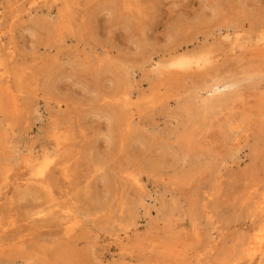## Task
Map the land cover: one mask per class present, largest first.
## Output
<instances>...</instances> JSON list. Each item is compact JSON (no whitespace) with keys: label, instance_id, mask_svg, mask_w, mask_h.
Segmentation results:
<instances>
[{"label":"rangeland","instance_id":"obj_1","mask_svg":"<svg viewBox=\"0 0 264 264\" xmlns=\"http://www.w3.org/2000/svg\"><path fill=\"white\" fill-rule=\"evenodd\" d=\"M227 32L264 35V0H0V264H249L264 76L202 119L192 97L209 74L150 68L229 49ZM244 54L218 69L264 72ZM45 152L44 186L27 184L22 159Z\"/></svg>","mask_w":264,"mask_h":264},{"label":"bare ground","instance_id":"obj_2","mask_svg":"<svg viewBox=\"0 0 264 264\" xmlns=\"http://www.w3.org/2000/svg\"><path fill=\"white\" fill-rule=\"evenodd\" d=\"M56 1L57 0H55V2ZM235 34V39H233L234 36L232 38L230 32H227L224 35L223 40L226 43L229 42V46H231L229 49L227 47V49H225L224 46V49L222 48V51L224 52H219L217 50L210 49L194 55H180L179 57H175L166 61L153 60V62L150 64V68L154 74L162 76L164 74L167 77H171L172 75H175L177 77H188L196 74H198L199 76L200 74H202L200 76L202 77L203 75L209 74L206 78L203 79L202 83H200L199 85L197 84L198 87L196 86V89L194 88L195 94L192 97V102L195 104V108L193 109V113L191 111L193 118L202 117V119H209V117L212 118V116H215L219 112L232 109L236 103L238 104V102L241 101V98L238 94L239 91L237 92V90L242 84V82L264 76V72L262 70L253 69L254 67L252 69H250L251 67L245 68L244 70L242 69L240 72L231 74H227L225 70L221 72V70L218 69L219 64L221 65V61L225 60L224 57L228 59L229 56L230 58L234 57V54L237 57V54L242 53V56H238L239 58H242L244 53H250V55L252 56L257 54L256 56H261V58H264V35L261 34L256 36L255 40L252 38V35L251 38H247V40H242L239 34ZM218 50L220 49L218 48ZM226 50L228 51L226 52ZM238 51L240 52L237 53ZM237 58L234 60H237ZM246 63L247 62H245V66H248L249 62L247 64ZM225 64L226 63L224 62V67L226 66ZM249 64L252 65V63ZM224 67L223 69H225ZM22 160L23 162L21 170L26 172L29 171L31 175L28 179H25L27 184L37 183L43 185L46 180V170L49 168V165H51L55 159L52 154H50L49 152H45L40 157H34L33 155H30ZM260 210L262 212L264 211V196L262 198V201L260 202ZM71 213V210L65 212V215L70 217L71 219V221L68 220L65 223L68 224V232H71L77 224V221L74 220V218L72 219ZM114 241L117 243H130L131 235L129 230L125 229L124 236L118 235L114 239ZM184 251L185 250L183 249V253H180L184 254ZM247 256L249 264H264V224L256 232L253 240L250 242Z\"/></svg>","mask_w":264,"mask_h":264}]
</instances>
